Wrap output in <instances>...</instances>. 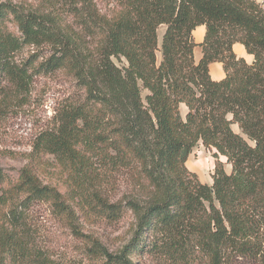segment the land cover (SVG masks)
Instances as JSON below:
<instances>
[{
  "label": "trees",
  "instance_id": "trees-1",
  "mask_svg": "<svg viewBox=\"0 0 264 264\" xmlns=\"http://www.w3.org/2000/svg\"><path fill=\"white\" fill-rule=\"evenodd\" d=\"M115 3L117 10L105 14L95 0H58L40 11L0 1V88L23 87L30 67L61 72L82 93L56 109L54 127L36 137L15 182L0 166V206H9L0 218V264H63L32 238L28 209L47 203L82 235L76 198L86 215L133 216L132 239L114 254L92 243V263L132 264V254L161 252L184 264H264L261 9L254 0ZM198 25L205 33L196 43ZM234 43L251 63L235 55ZM26 46L49 54L38 62L33 53L18 67L14 56ZM213 62L222 64L219 80L210 76ZM199 144L214 158L211 184L186 166ZM47 155L66 176L63 192L37 176ZM94 159L105 179L119 175L135 195L109 202L92 185Z\"/></svg>",
  "mask_w": 264,
  "mask_h": 264
},
{
  "label": "rangeland",
  "instance_id": "rangeland-1",
  "mask_svg": "<svg viewBox=\"0 0 264 264\" xmlns=\"http://www.w3.org/2000/svg\"><path fill=\"white\" fill-rule=\"evenodd\" d=\"M18 5L25 10H48L53 2L58 0H0ZM100 12L110 14L117 10L115 0H95ZM164 26L158 29V35L163 32ZM194 39V38H193ZM36 54L38 62L47 57L48 49L43 47L36 50L32 47H24L14 56L16 65L20 67L23 61L31 54ZM159 59V52H157ZM196 61V60H195ZM34 68L28 67L29 77L23 87L4 82L0 88V166L10 180L15 182L18 171L26 163L32 144L40 132L52 129L55 125L54 114L60 105L79 97L82 93L74 82L69 80L61 72L41 74ZM146 91L142 90V96ZM181 114L186 108L182 105ZM232 129L238 132L235 125ZM37 169V176L44 184L56 186L62 192L65 191L66 176L56 165L55 160L47 155ZM224 169L230 172L231 166L226 163ZM214 158L211 152L201 144L194 147L188 156L186 166L189 171L195 173L203 183L211 184ZM94 179L92 185L96 186L109 202L124 200L127 196L135 195L130 190L127 180L113 174L105 179L102 173V163L98 159L93 160ZM75 204V205H74ZM82 202L79 198L72 206L77 210L78 224L82 235L68 227L67 219L54 212L47 203L35 202L28 209V229L32 238L54 260L63 264H97L92 263L89 257L92 243L100 244L102 248L114 254L118 253L133 237V216L127 212L117 221L86 215L81 212ZM8 204L0 206V218L7 213ZM79 208V210H78ZM132 264H184L170 260L161 252H142L129 256ZM188 264H207L204 259H198ZM232 264H254L245 262L241 258L232 261Z\"/></svg>",
  "mask_w": 264,
  "mask_h": 264
},
{
  "label": "crops",
  "instance_id": "crops-1",
  "mask_svg": "<svg viewBox=\"0 0 264 264\" xmlns=\"http://www.w3.org/2000/svg\"><path fill=\"white\" fill-rule=\"evenodd\" d=\"M205 33V26L198 25L192 31V35L194 41L196 43L201 42ZM233 52L237 57H242L246 60V62L251 63L253 61V56L248 54L244 48V46L240 43H234L232 45ZM194 59L197 61L201 56V48L199 46L194 47ZM210 76L213 80H219L224 77V71L222 68V64L220 62H213L209 65Z\"/></svg>",
  "mask_w": 264,
  "mask_h": 264
},
{
  "label": "built area",
  "instance_id": "built-area-1",
  "mask_svg": "<svg viewBox=\"0 0 264 264\" xmlns=\"http://www.w3.org/2000/svg\"><path fill=\"white\" fill-rule=\"evenodd\" d=\"M254 1L258 4L262 14L264 15V0H254Z\"/></svg>",
  "mask_w": 264,
  "mask_h": 264
}]
</instances>
